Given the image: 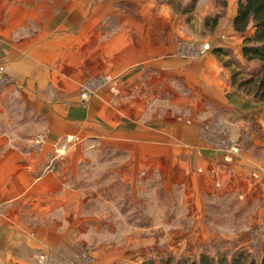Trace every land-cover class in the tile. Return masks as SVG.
<instances>
[{
  "label": "crops",
  "instance_id": "obj_1",
  "mask_svg": "<svg viewBox=\"0 0 264 264\" xmlns=\"http://www.w3.org/2000/svg\"><path fill=\"white\" fill-rule=\"evenodd\" d=\"M153 4L0 0V65L12 80L0 94V264L41 255L49 264H89L80 245L93 238L91 264H138L131 236L120 244L115 227L102 233L98 202L111 173L132 189L157 169L180 181L194 218L212 217L201 244H215L216 227L225 226L226 242L248 248L264 227V103L232 85V71L249 68L242 43L252 31H235L230 3L205 42L210 51L183 57L180 17ZM232 51L238 67L226 66ZM107 75L118 93L104 88L81 101V83ZM40 134L47 144L39 150L30 145ZM239 141L246 150L228 161L223 150Z\"/></svg>",
  "mask_w": 264,
  "mask_h": 264
},
{
  "label": "rangeland",
  "instance_id": "obj_2",
  "mask_svg": "<svg viewBox=\"0 0 264 264\" xmlns=\"http://www.w3.org/2000/svg\"><path fill=\"white\" fill-rule=\"evenodd\" d=\"M152 1L154 3L153 9L156 8L157 10H161L162 8L166 9L167 7L170 8L169 10L174 15L178 14L180 17L179 20L184 26V32L182 34L183 38L178 41V46L179 53L182 54L183 57H191L186 55V53L194 51L199 56H192L193 58L202 57L210 51L201 50L205 48V42L210 40L213 34L209 31L206 22L216 13V11L219 12L222 9V6L218 4L219 0ZM238 1L239 0H228L227 10L230 3L231 5L237 6ZM182 9H190L191 12L184 14L181 11ZM234 51L231 53L232 56H229L225 61L230 60L231 58L235 60L237 59ZM246 67L251 68V65L247 64ZM86 82L81 83V85L83 86ZM93 96L95 95H92V97ZM34 139L35 137L32 139L30 146L38 148L34 144ZM238 143H240V141L235 144ZM245 150L246 147L242 152ZM155 165L156 164H153L154 169ZM105 166L106 170H113L112 164ZM114 166L117 165L114 164ZM142 166L143 165H138L137 168H140V170L144 172V167L141 168ZM151 175L152 176L149 178H144L143 175L140 174V177L138 176L134 181L133 189L130 188L128 179L125 176H120L118 179V175H113L112 173L107 175L104 180L105 194L99 197L98 202L99 209L103 206L102 209L104 210L103 212L106 217V222L108 223L106 228L103 229V231L102 229L100 231H102L104 235H111L113 227H115L117 232L119 231V243H123L124 238L131 236V239H133L131 246L134 244V249L131 247L132 251L130 252V255L133 256L132 259L137 258L138 264H140L141 260L146 257L160 258L162 256L166 257L168 255H174L196 258L206 247L212 245H216V247L218 246L219 249L223 251H233L236 247H241L240 244H230L226 242V237H223V235L225 236L226 234L225 226L216 227V229L221 228L220 230L222 231L217 230V233H222V236L218 234L216 235V239L214 240L216 241L214 242L215 244H201V241L209 239L210 233L208 230V221H210V218L212 217L205 218L204 224L200 222L202 214L201 216L197 214L200 217L194 218V214L196 213L192 212L193 207L184 203L185 197H183V184L180 183V181H176L175 178L171 179V174L168 175L164 171L161 173L160 170L157 169L154 170ZM188 199L190 198L188 197ZM118 202H120V210L119 212H113L111 206L119 209L116 204ZM92 209L96 210V207H93ZM206 213V216H211L209 211ZM117 214H119V220H117L119 221L118 223L116 222ZM114 215L115 219H113ZM226 228L231 230L229 227ZM110 239L113 240L114 238L111 237ZM90 243L93 244H90L87 247L80 245V248H82L80 250V260L83 263L86 262L91 264L95 261V256L92 250L98 246V239L93 238V241ZM120 246H122V252H126L124 248H126L127 245L122 244ZM247 249L252 254L253 258L259 263L262 251H264V241L252 237Z\"/></svg>",
  "mask_w": 264,
  "mask_h": 264
},
{
  "label": "trees",
  "instance_id": "obj_3",
  "mask_svg": "<svg viewBox=\"0 0 264 264\" xmlns=\"http://www.w3.org/2000/svg\"><path fill=\"white\" fill-rule=\"evenodd\" d=\"M222 9L207 20L206 25L213 33L220 21L227 15L228 0H219ZM184 14L191 12L181 10ZM237 33L252 34L244 38L242 55L248 70H233L232 85L244 95L251 97L256 103H264V0H239L233 21ZM229 56L228 53L224 54ZM239 66L238 60L230 59L226 66ZM140 264H264V256L258 263L247 248L236 247L233 251H223L216 245L206 247L196 258L190 256H174L154 258L146 257Z\"/></svg>",
  "mask_w": 264,
  "mask_h": 264
},
{
  "label": "built area",
  "instance_id": "obj_4",
  "mask_svg": "<svg viewBox=\"0 0 264 264\" xmlns=\"http://www.w3.org/2000/svg\"><path fill=\"white\" fill-rule=\"evenodd\" d=\"M210 49L209 43L205 45V48L202 49L201 51H206ZM188 56H199L197 53L191 52V53H186ZM89 82H86L83 86L81 85L80 88V99L83 102H87L90 100L92 95H97L100 90L104 88H109L111 89L114 93H118V88H117V82L116 79L113 78L112 76H103L99 78H94L93 80L90 79L88 80ZM12 85V80L8 77L5 67L0 66V94L3 92L8 86ZM34 144L42 149L46 144H47V137L45 134H40L37 135L34 139ZM245 144V145H244ZM246 147V143L244 141H241L238 144H234L228 147H225V150H223L226 153V159L229 161L233 156L235 155H240L242 153V150H244ZM252 237L254 239H260L264 241V227L257 228L253 230L252 232ZM47 256L46 255H41L37 260L35 264H48L47 263Z\"/></svg>",
  "mask_w": 264,
  "mask_h": 264
}]
</instances>
